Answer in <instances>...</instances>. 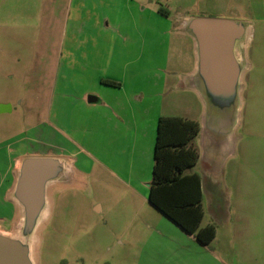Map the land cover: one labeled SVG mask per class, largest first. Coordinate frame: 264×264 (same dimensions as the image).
I'll list each match as a JSON object with an SVG mask.
<instances>
[{
  "label": "crops",
  "instance_id": "crops-1",
  "mask_svg": "<svg viewBox=\"0 0 264 264\" xmlns=\"http://www.w3.org/2000/svg\"><path fill=\"white\" fill-rule=\"evenodd\" d=\"M179 1H52L63 19L41 115L30 118L29 112L23 115L25 121L15 118L21 101L13 104L0 98V234L17 238L20 233L22 207L14 187L21 160L54 157L61 161L62 171L48 188L72 183L76 171L92 172L98 194L95 211L103 212L107 203L104 224L115 234H127L132 242L128 246L154 251L144 260L147 264H188L201 257L208 245L149 201L159 118L197 121L199 131L192 144L198 161L195 139L204 130V114L205 120L214 116L205 111L211 102L202 93L197 42L187 27L193 17L180 11ZM239 44L234 54L241 64ZM208 71L211 83H219ZM214 117L220 121L221 116ZM21 121L26 127H20ZM215 132L211 135L216 138L223 134ZM192 167L184 173L198 174ZM51 208L48 194V217Z\"/></svg>",
  "mask_w": 264,
  "mask_h": 264
},
{
  "label": "rangeland",
  "instance_id": "rangeland-1",
  "mask_svg": "<svg viewBox=\"0 0 264 264\" xmlns=\"http://www.w3.org/2000/svg\"><path fill=\"white\" fill-rule=\"evenodd\" d=\"M52 1L0 0V98L13 104L20 100L14 117L23 121L29 112L30 118L39 116L48 101L63 19ZM194 1L180 0L177 7L192 17L242 21L246 32L237 48L242 66L237 108L225 112L207 103L205 111L218 114L220 121L205 120L204 114V130L195 139L201 155L192 170L202 178L201 226L214 224L216 234L201 257L188 264H264V0ZM20 127L26 125L21 121ZM215 131L223 134L213 137ZM76 172L72 183L47 187L46 206L30 238L36 264H142L150 259L154 251L128 246L127 234H115L104 224L107 203L103 212L95 211L92 172Z\"/></svg>",
  "mask_w": 264,
  "mask_h": 264
},
{
  "label": "water",
  "instance_id": "water-1",
  "mask_svg": "<svg viewBox=\"0 0 264 264\" xmlns=\"http://www.w3.org/2000/svg\"><path fill=\"white\" fill-rule=\"evenodd\" d=\"M187 27L197 42L202 93L205 91L219 111L236 110L242 66L236 61L234 47L244 37L246 25L226 18L193 17ZM208 70L219 83H211ZM61 171L58 158L28 156L21 160L14 197L22 207L23 227H19L17 238L0 234V264H33L30 238L34 237L46 206L48 182L58 178Z\"/></svg>",
  "mask_w": 264,
  "mask_h": 264
},
{
  "label": "trees",
  "instance_id": "trees-1",
  "mask_svg": "<svg viewBox=\"0 0 264 264\" xmlns=\"http://www.w3.org/2000/svg\"><path fill=\"white\" fill-rule=\"evenodd\" d=\"M198 131L195 120L178 116L159 118L149 201L202 245H209L216 228L212 223L200 226L203 217L200 177L184 173L198 159V151L192 144Z\"/></svg>",
  "mask_w": 264,
  "mask_h": 264
}]
</instances>
